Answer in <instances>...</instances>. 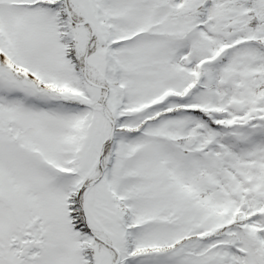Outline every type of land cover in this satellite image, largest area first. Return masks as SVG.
Listing matches in <instances>:
<instances>
[{
    "label": "snow or ice",
    "instance_id": "1",
    "mask_svg": "<svg viewBox=\"0 0 264 264\" xmlns=\"http://www.w3.org/2000/svg\"><path fill=\"white\" fill-rule=\"evenodd\" d=\"M0 264H264V0H0Z\"/></svg>",
    "mask_w": 264,
    "mask_h": 264
}]
</instances>
